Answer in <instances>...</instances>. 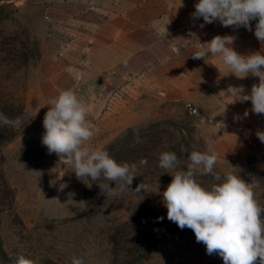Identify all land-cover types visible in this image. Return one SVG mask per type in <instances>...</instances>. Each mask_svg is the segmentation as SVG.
<instances>
[{"label": "rangeland", "instance_id": "1", "mask_svg": "<svg viewBox=\"0 0 264 264\" xmlns=\"http://www.w3.org/2000/svg\"><path fill=\"white\" fill-rule=\"evenodd\" d=\"M84 16L83 0H0V113L22 120L0 127V264L19 254L35 264H72L73 256L84 264H223L192 230L167 219L159 193L172 176L158 157L174 152L186 170L188 154L207 150L212 137L215 171L239 174L264 205V143L256 136L264 115L252 113L251 101L231 103L237 90H227L240 88L238 81L220 90L223 115L214 122L191 114V101L160 98L150 61H93L79 33ZM69 88L87 103L94 124L85 146L136 164L130 190L145 181L147 192L109 196L98 187L107 183L103 177L78 179L69 161L42 145L48 101ZM142 158L147 166L139 165ZM196 178L205 187L214 182Z\"/></svg>", "mask_w": 264, "mask_h": 264}, {"label": "clouds", "instance_id": "2", "mask_svg": "<svg viewBox=\"0 0 264 264\" xmlns=\"http://www.w3.org/2000/svg\"><path fill=\"white\" fill-rule=\"evenodd\" d=\"M193 19L203 18L204 24L219 21L224 27H244L252 30L251 22L256 21L254 35L264 46V0H198L194 5ZM232 36H214L207 48L196 51L194 59L207 60L209 56L220 57L229 74L237 78L249 75L259 78L251 91L236 89L231 103L251 101V111L264 115V50L241 55L233 48ZM264 49V48H262ZM89 108L73 89H65L48 101V110L43 118L44 133L41 143L49 154L55 153L61 160L70 162L78 179L88 177L107 183L99 184L101 192L117 196L125 191L137 194L150 188L145 181L130 190L137 176V165L118 163L108 151L102 148L86 147L94 136V124L88 119ZM249 115L248 111L244 116ZM20 118L11 120L0 113V127H19ZM256 136L264 143V131ZM137 142H141L137 134ZM207 150H192L188 154L186 170L180 169L181 161L174 152L159 154L158 166L164 173H171V182L159 193L167 209V219L180 229L188 228L202 243L208 255H218L223 264H264V205L256 198L253 187L239 174L229 170L221 175L215 171L219 154L212 149L214 139L207 137ZM147 159L139 161L147 166ZM65 174H60L62 178ZM213 177L210 187L203 186L197 176ZM118 187H112V184ZM58 201V200H57ZM163 219V217L159 218ZM13 264H35L34 260L19 254ZM72 264H84L82 258L72 257Z\"/></svg>", "mask_w": 264, "mask_h": 264}, {"label": "crops", "instance_id": "3", "mask_svg": "<svg viewBox=\"0 0 264 264\" xmlns=\"http://www.w3.org/2000/svg\"><path fill=\"white\" fill-rule=\"evenodd\" d=\"M198 0H83L85 49L93 61H150L157 69L156 92L162 99L188 100L214 117L223 115L220 90L238 81L245 93L259 78L229 74L220 57L205 61L192 55L207 48L214 36H232L241 55L264 50L252 30L204 24L193 19ZM155 62V64H154ZM114 64H116L114 62ZM239 88V87H238ZM234 94V93H233ZM224 108V107H223Z\"/></svg>", "mask_w": 264, "mask_h": 264}, {"label": "built area", "instance_id": "4", "mask_svg": "<svg viewBox=\"0 0 264 264\" xmlns=\"http://www.w3.org/2000/svg\"><path fill=\"white\" fill-rule=\"evenodd\" d=\"M186 107L188 108V110H189V112L191 114L200 117L202 120H207L209 122H214L215 121V117H213V116H202L201 113H200V111H199V109L195 105H193L192 103H190V102H188L186 104ZM236 129L238 131H243V126L239 125V126L236 127Z\"/></svg>", "mask_w": 264, "mask_h": 264}]
</instances>
